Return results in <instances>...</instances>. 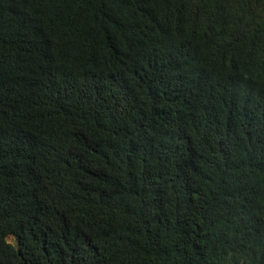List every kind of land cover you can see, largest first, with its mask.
I'll list each match as a JSON object with an SVG mask.
<instances>
[{
	"label": "trees",
	"instance_id": "16d2710c",
	"mask_svg": "<svg viewBox=\"0 0 264 264\" xmlns=\"http://www.w3.org/2000/svg\"><path fill=\"white\" fill-rule=\"evenodd\" d=\"M0 264H264V0H0Z\"/></svg>",
	"mask_w": 264,
	"mask_h": 264
},
{
	"label": "rangeland",
	"instance_id": "374dc122",
	"mask_svg": "<svg viewBox=\"0 0 264 264\" xmlns=\"http://www.w3.org/2000/svg\"><path fill=\"white\" fill-rule=\"evenodd\" d=\"M9 239L12 241L13 237L11 236Z\"/></svg>",
	"mask_w": 264,
	"mask_h": 264
}]
</instances>
